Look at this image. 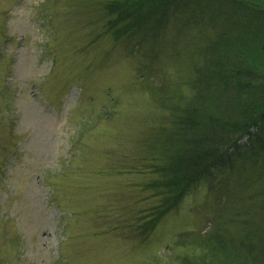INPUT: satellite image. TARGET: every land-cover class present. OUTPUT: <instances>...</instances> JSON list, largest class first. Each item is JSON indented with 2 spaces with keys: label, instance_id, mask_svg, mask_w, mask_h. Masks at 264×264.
Wrapping results in <instances>:
<instances>
[{
  "label": "rangeland",
  "instance_id": "obj_1",
  "mask_svg": "<svg viewBox=\"0 0 264 264\" xmlns=\"http://www.w3.org/2000/svg\"><path fill=\"white\" fill-rule=\"evenodd\" d=\"M105 1L0 0V264H181L251 206L244 149L144 224L161 205L146 183L170 124L150 89L185 93L213 29L177 14L146 41L115 42Z\"/></svg>",
  "mask_w": 264,
  "mask_h": 264
},
{
  "label": "trees",
  "instance_id": "obj_2",
  "mask_svg": "<svg viewBox=\"0 0 264 264\" xmlns=\"http://www.w3.org/2000/svg\"><path fill=\"white\" fill-rule=\"evenodd\" d=\"M102 7L103 34L115 42L143 31L139 41H146L177 14L208 19L213 31L192 51L187 91L164 96L150 89L170 124L152 147L160 154L152 170L158 177L146 183L161 205L145 214L144 224L157 225L201 178L216 167L234 168L246 149L240 170L255 187L245 196L251 206L223 222L235 232L220 224L194 239L199 254L181 264H264V0H106Z\"/></svg>",
  "mask_w": 264,
  "mask_h": 264
}]
</instances>
